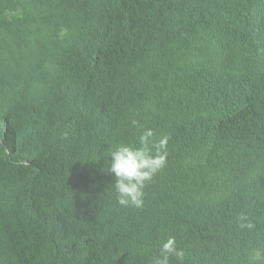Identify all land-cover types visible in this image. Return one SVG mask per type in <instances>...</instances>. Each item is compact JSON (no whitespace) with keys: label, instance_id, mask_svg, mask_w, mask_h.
<instances>
[{"label":"trees","instance_id":"obj_1","mask_svg":"<svg viewBox=\"0 0 264 264\" xmlns=\"http://www.w3.org/2000/svg\"><path fill=\"white\" fill-rule=\"evenodd\" d=\"M146 128L167 166L122 208L107 154ZM168 235L264 261V0H0V264H152Z\"/></svg>","mask_w":264,"mask_h":264},{"label":"clouds","instance_id":"obj_2","mask_svg":"<svg viewBox=\"0 0 264 264\" xmlns=\"http://www.w3.org/2000/svg\"><path fill=\"white\" fill-rule=\"evenodd\" d=\"M132 124L136 125L137 121L133 120ZM168 141V135L157 139L155 132L146 128L139 135V146L120 143L114 150L108 151L107 172L114 175L115 200L120 207L143 209L146 187L167 166ZM237 225L239 233L241 228L253 227L248 216L243 213L237 218ZM228 245L231 261L251 259L264 264L258 252L252 256L249 241L238 243V237L232 236ZM187 257V250L179 246L177 238L168 235L161 243L158 254L153 257L152 264H170L173 258L176 264H186ZM235 258L237 259L234 261Z\"/></svg>","mask_w":264,"mask_h":264}]
</instances>
